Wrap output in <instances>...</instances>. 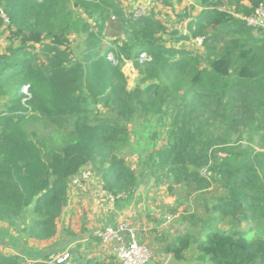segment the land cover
Listing matches in <instances>:
<instances>
[{
    "label": "trees",
    "instance_id": "1",
    "mask_svg": "<svg viewBox=\"0 0 264 264\" xmlns=\"http://www.w3.org/2000/svg\"><path fill=\"white\" fill-rule=\"evenodd\" d=\"M52 2L6 0L2 10L9 17L6 29L19 45L0 52V81L20 75L21 85L28 82L33 93L32 109L52 128L48 137L29 139L20 119H0V220L14 224L15 217L24 218L31 210L34 217L25 223L24 233H54L56 218L68 199L71 178L83 166L95 162L108 141L107 123L83 121L86 98L94 103L103 100L105 107L127 119L137 110L144 114L162 112L167 100L184 85V93L189 96L208 97L224 108H228L225 98L235 96L249 99L254 109L264 107V37H256L253 27L237 15L252 13L264 0H204L205 6L197 17L190 10L185 12L192 18L188 26L192 36H202L207 45L205 66H200L188 51L164 44L160 34L166 27L152 15L121 19L118 28L125 38L113 41L109 51L114 52L118 63L135 60L139 67L149 66L157 80L132 92L125 86L119 64H114L94 42L84 61L72 56L69 34L79 29L88 31V23L59 20L61 9L53 8ZM114 2L97 0L96 5L109 15ZM221 33L231 38L217 49L215 42ZM46 37L49 42L44 41ZM36 44H41L47 54L48 66L44 70L29 62L30 49ZM143 53L148 58L143 59ZM180 65L184 68L178 76L181 86L169 84L164 75L169 67ZM172 126L168 144L154 151L157 164L166 168L175 182L208 181L200 169L207 168L209 143H205V131L195 125L187 105L177 109ZM118 130L124 136L127 133L125 127L115 129ZM223 150L226 156L213 170L227 193L214 209L229 219L230 228L211 229L197 242L195 264H264V150L241 145H229ZM105 162L103 174L93 168L106 189L123 195L116 203L119 210L121 203L135 200V173L116 155ZM243 223L248 229H240ZM192 241L191 234L179 233L165 250L186 262L185 252ZM22 261L19 255L6 256L0 251V264H23ZM84 264L92 263L88 260Z\"/></svg>",
    "mask_w": 264,
    "mask_h": 264
},
{
    "label": "rangeland",
    "instance_id": "2",
    "mask_svg": "<svg viewBox=\"0 0 264 264\" xmlns=\"http://www.w3.org/2000/svg\"><path fill=\"white\" fill-rule=\"evenodd\" d=\"M77 1L52 2L53 8L61 9L57 14L59 20L88 23V31L79 29L69 34L72 56L76 60L84 61L91 42H94L96 48L107 53L114 64H119L129 92L157 82L151 75L154 70L151 71L149 66L139 67L135 60L118 63L114 52L109 51L113 41L125 38L118 28L121 19L133 17L138 9L144 8L146 15H152L165 25V30L160 34L164 44L188 51L189 56L194 57L200 66L207 63V45L204 41L199 43L195 40L188 27L192 18L185 16V12L190 10L193 17H197L205 6L204 0H114V7L109 10V15L106 9H98L97 0H85L82 4ZM5 5L6 0H0L1 11L5 9ZM8 24L6 22L0 26V52H5L11 45H19V40L13 39L10 31L6 29ZM252 33L256 37H264V26L253 27ZM230 38L231 35L221 33L215 42L216 48L222 47ZM44 41L49 42L50 38L46 37ZM30 52V65L46 69L48 61L43 46L36 44ZM142 57L148 58L147 53H143ZM183 71V65L169 67L164 78L168 77L169 84L177 86L179 83L178 86H181L178 76ZM20 78L17 75L0 81V119H20L29 139L48 137L52 128L46 126L39 113L32 109L33 93L30 92V87L26 91L25 87L29 84L27 82L21 85ZM185 88L186 85L177 88L179 92L167 100L162 112L144 114L137 110L131 119L105 107L103 100L94 103L86 98L87 114L83 121L93 124L107 123L109 127L108 141L101 147V154L97 155L95 162L88 164L103 174L107 165L105 161L116 155L126 167L134 171V197L137 199L131 201L135 208L125 217L138 228L148 229L143 233H147L154 242V255L150 260L152 264H169L173 255L165 248L179 233L191 234L193 241L185 252L186 262L173 264H195L197 242L211 229L229 230V219L214 209L215 204L227 192L213 166L221 157L226 156L223 148L229 145L264 150V107L254 109L249 106V99L235 96L225 98L228 108H224L208 97L189 96L184 93ZM85 97L84 94L81 95L82 99ZM183 104L187 105L195 125L205 131V143H209V174L206 176L208 181L201 184L187 180L175 182V177L169 175L166 168H161L154 156L155 150L170 141L174 115ZM120 127L126 128L125 136L120 130L115 131ZM202 170L200 169L201 175ZM131 204L121 203L118 209H130ZM104 210L103 202L96 204L85 196L71 195L60 216L56 218L54 233L50 236L49 230L39 231L36 235L22 231L25 223L34 217L31 210L24 218L15 217L14 224L0 220V251L6 256L19 255L23 258V264H36L40 261L51 263L59 253L67 251L71 254L67 264H84L88 260L92 264H117L109 249L94 232L95 221L104 216L111 217V212L106 213ZM168 215L172 218L168 219ZM240 229H248L247 224L243 223Z\"/></svg>",
    "mask_w": 264,
    "mask_h": 264
},
{
    "label": "built area",
    "instance_id": "3",
    "mask_svg": "<svg viewBox=\"0 0 264 264\" xmlns=\"http://www.w3.org/2000/svg\"><path fill=\"white\" fill-rule=\"evenodd\" d=\"M143 8V7H142ZM145 9H138L133 13L134 17H139L146 14ZM4 23L9 22V17L3 11L0 12ZM246 24L250 27L264 26V3H260L255 10L248 15H239ZM199 43L204 41L202 36L195 37ZM146 57H143L145 59ZM26 91L29 85L25 87ZM202 174L207 176L209 174L208 168L202 170ZM68 199L71 195L78 194L79 196L87 197L94 200L96 204L104 203L105 212H111V217L99 218L95 221L96 226L95 235L100 242L106 246L110 253L114 256L117 264H147L154 255V242L146 233L148 229L138 228L132 221L125 216L133 212L135 208L131 204L130 209L123 211L116 209L117 201L122 198V194H114L105 188L101 176L97 170L91 165L83 166L80 171L74 175L69 183ZM137 197H135V200ZM172 218L171 215L167 216ZM71 259L70 252L59 253L52 262L68 263Z\"/></svg>",
    "mask_w": 264,
    "mask_h": 264
},
{
    "label": "water",
    "instance_id": "4",
    "mask_svg": "<svg viewBox=\"0 0 264 264\" xmlns=\"http://www.w3.org/2000/svg\"><path fill=\"white\" fill-rule=\"evenodd\" d=\"M173 262H177V263H180V262H182V261H179V260H177L174 256L169 260V264H173Z\"/></svg>",
    "mask_w": 264,
    "mask_h": 264
},
{
    "label": "crops",
    "instance_id": "5",
    "mask_svg": "<svg viewBox=\"0 0 264 264\" xmlns=\"http://www.w3.org/2000/svg\"><path fill=\"white\" fill-rule=\"evenodd\" d=\"M257 150V149H256ZM260 151H263V150H260Z\"/></svg>",
    "mask_w": 264,
    "mask_h": 264
}]
</instances>
